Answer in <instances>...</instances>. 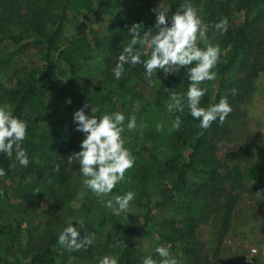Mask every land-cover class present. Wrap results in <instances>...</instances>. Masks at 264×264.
<instances>
[{"label":"rangeland","instance_id":"obj_1","mask_svg":"<svg viewBox=\"0 0 264 264\" xmlns=\"http://www.w3.org/2000/svg\"><path fill=\"white\" fill-rule=\"evenodd\" d=\"M145 1L138 0V3L144 5ZM169 1L147 0L150 11L160 9L171 14ZM24 2L16 0V5L7 7V16L2 17L0 9V92L1 88H13L19 80L28 77L36 79L43 72V37L27 26L16 23L15 12L24 6ZM115 4L116 0H94L91 12L68 14L66 17L61 44L87 34L95 57L79 70L77 78H72L64 69L58 77V86L43 91L47 98H51V110L44 120L38 121L40 127L46 129L54 126L58 120L59 124L65 126L68 121L64 116L66 106L72 95H80L85 84L103 85L115 81L113 69L119 57L107 55L105 44L120 17ZM198 15L201 18L202 13L199 11ZM80 24L84 26L83 30L79 28ZM149 29L153 34L156 31L152 25L146 27L143 33ZM208 39L213 45H219L221 54L213 69L217 78L200 85L207 88L200 104L205 108L213 100L220 79L218 69L229 52L218 36L214 39L208 36ZM199 46L206 47L203 42ZM143 50L146 55L141 59L150 58L151 48L145 46ZM230 75V80L235 79V74ZM123 77L127 79L124 96L109 95L104 105L94 107L97 110L94 115L98 119L104 114L121 113L125 116L123 137L125 147L135 157L134 167L126 172L125 179L110 194L97 197L84 184L86 178L80 172L79 162L71 163L73 169L63 180L57 169L46 167L41 171L46 163L38 160V155L34 154L26 166L27 189L18 193L14 189L15 181L4 180L0 183L7 196L0 218V264H10L16 258L8 250L7 235L12 239L15 250L29 257L51 251L54 264H99L104 256L118 259L126 249L130 252L127 264H143V260L149 256L160 264L162 257L156 249L161 246L169 249L171 257L178 264H264V194L255 191L251 180L245 179L234 189L237 202L230 223L226 228L221 223L224 191L232 185L230 178L233 170L243 171L246 164L251 163L264 177V70L252 81L248 97L233 104L232 114L223 124L218 121V126L223 128L210 137L209 144L195 158V162L202 166H217L220 191L214 205L208 209L202 208L205 196L197 195V210L193 212L187 209L192 201L188 195L173 194L171 191L165 198L161 196L163 188L176 178L183 153H178L170 141L172 125L169 115L157 107L161 98L157 90L161 80L175 77L181 83L184 110H189L186 106V93L190 85L187 67L167 76L163 70H158L149 80L143 64L134 67L126 64ZM59 99L62 103L58 102ZM170 102V99H165L166 105ZM0 105H5L1 97ZM89 113L93 115L92 108ZM132 116L136 117V128L128 130L127 124ZM129 191L135 194L130 202V213L115 215L113 209L106 206L107 201H114L115 196H123ZM144 216L148 217V222L142 226ZM80 220H83V226L78 225ZM188 221L194 225L191 236L186 232L185 235L180 233ZM70 223L78 228L81 239L86 234L94 233L95 242L79 251L60 245L58 237ZM184 247H191V257L184 256V251H181ZM249 256L250 261L247 259Z\"/></svg>","mask_w":264,"mask_h":264},{"label":"trees","instance_id":"obj_2","mask_svg":"<svg viewBox=\"0 0 264 264\" xmlns=\"http://www.w3.org/2000/svg\"><path fill=\"white\" fill-rule=\"evenodd\" d=\"M171 14H168L169 26L171 17L185 3H191L202 13L201 19L207 24V35L214 39L219 37L229 52L223 57L224 62L219 66L220 79L213 94L211 105L219 102L221 98L227 97L230 106L237 101H244L252 90V81L264 70V0H170ZM8 5V6H7ZM16 5V0L0 1L2 17L7 16L8 8ZM8 7V8H7ZM115 7L119 9L120 17L109 34L105 44L108 54L119 57V53L132 39L129 30L133 24L141 23V35L146 27L156 25L157 13L150 11L147 0L144 5L138 0H116ZM94 9V0H25L24 6L16 10V23L25 25L35 34L43 37L45 45L43 72L38 78H25L19 80L11 88H1L0 97L9 105L13 115L27 122V138L22 142V148L26 151L28 159H33L37 154L38 160L46 163L44 171L57 169L59 177L63 180L72 171L68 157L80 149L85 134L77 131L78 123L74 121V113L83 108L86 115L91 117L90 109L106 103L109 95L124 96L125 77L115 79L113 83L84 85L80 95H72L64 115L68 121L65 126L55 123L44 129L38 121L44 120L49 115L51 98H47L43 91L55 89L59 82L58 77L65 69L72 78L78 77V72L95 57L93 45L87 34L76 36L68 40L65 45L61 44V32L64 21L68 14L89 13ZM224 17L228 19V31L221 35L215 29V24ZM51 28V29H49ZM84 29L82 24L79 25ZM211 30L214 32L211 34ZM138 48V45L136 46ZM230 74H235V79L230 80ZM41 84L44 86L42 88ZM180 80L175 77L162 79L159 87L160 99L157 107L161 112H167L171 119L172 129L170 141L178 153H183V161L179 163L176 178L167 184L161 191V196L169 192L173 194H185L192 198L187 205L188 211H196L197 195L205 196L202 208L208 209L214 205L218 188L219 171L217 166L207 167L197 164L195 158L200 154L204 146L209 144V139L215 135L220 128L217 119L207 130L199 127L200 121L194 119L190 110L183 112H169L165 99H170L171 92L180 93ZM235 90V94H233ZM139 96V94H137ZM53 97V95H52ZM62 98V96L60 97ZM62 103L61 99L58 100ZM85 104L88 105L85 108ZM232 114V112H231ZM179 116L182 123L179 129H173V123ZM202 133V134H201ZM220 143V142H219ZM215 147V145L213 146ZM15 165V167H12ZM145 165V169H146ZM0 168L4 169L6 175L0 177V183L4 180L16 182L15 191L21 193L29 187L27 182V167L21 165L16 159L15 151L11 158L0 153ZM245 179L254 183L255 191L264 194V177L261 171L251 163H247L243 171L234 169L230 181L232 185L224 191L223 211L221 223L226 228L231 220L237 195L234 189ZM33 190V187L30 191ZM7 196L0 187V218L4 213ZM148 217L141 219L142 226L146 225ZM185 232L191 236L194 225L189 223L180 233ZM6 235L5 232H2ZM6 244L9 251L16 256L10 264H54L55 260L51 251L28 256L24 252L15 250L12 239L7 235ZM184 256L191 257V247H184ZM129 250H124L119 258L118 264H127Z\"/></svg>","mask_w":264,"mask_h":264},{"label":"clouds","instance_id":"obj_3","mask_svg":"<svg viewBox=\"0 0 264 264\" xmlns=\"http://www.w3.org/2000/svg\"><path fill=\"white\" fill-rule=\"evenodd\" d=\"M156 13L154 34L149 29L141 35L140 30L143 28L141 23L133 24L128 31L132 39L119 55L118 63L113 69L115 78L121 79L126 64L133 67L143 64L149 80L154 73L157 74L158 70H163L167 76L169 73L187 67L190 85L186 93V106L191 116L200 121L199 127L204 130L209 129L217 119L223 124L233 110L227 97L221 98L218 103L207 108L200 106L202 98L207 93V88H201L200 85L217 78V73L213 69L221 54L219 45L209 42L207 35L209 26L202 21L198 10L191 3L180 6V9L172 15L170 26L166 10L158 9ZM215 29L221 35L226 34L228 31L227 17L216 23ZM201 42L206 47L201 48L199 46ZM137 45L141 47L137 48ZM145 46L151 48L150 58L142 60L141 57L146 55L143 50ZM170 101L166 105L169 112L184 111L183 93L171 92ZM84 107L87 108L88 105L85 104ZM96 111L92 107L91 117L85 114L83 108L74 113V121L78 123L77 131L83 132L85 138L81 142V150L74 152L67 159L69 163L79 162L80 172L86 178L83 181L84 184L97 197H102L110 194L117 184L125 179L126 172L135 165V157L125 147L123 137L125 116L121 113L104 114L98 119L94 115ZM181 123L180 117L177 116L173 129H179ZM160 127L162 128V125ZM127 128L128 130L136 128L135 116L131 117ZM27 130V122L15 117L9 105H0V153L11 158L15 151L16 159L25 167L28 166L29 159L22 148V142L27 138ZM4 175H6L5 170L0 168V177ZM134 195L131 191L123 196L117 195L114 201L108 200L106 206L112 208L114 214L119 216L122 212H129L130 202L134 200ZM77 223L79 226L84 224L83 220ZM94 242V233L86 234L81 239L78 228L72 223L58 237L60 245L76 251ZM156 252L162 257L160 264H178V261L171 257L168 248L161 246L156 249ZM252 252L254 254L255 249ZM99 264H118V259L104 256ZM143 264H157V262L149 256L143 260Z\"/></svg>","mask_w":264,"mask_h":264},{"label":"built area","instance_id":"obj_4","mask_svg":"<svg viewBox=\"0 0 264 264\" xmlns=\"http://www.w3.org/2000/svg\"><path fill=\"white\" fill-rule=\"evenodd\" d=\"M248 259V261H250V259L249 258H247Z\"/></svg>","mask_w":264,"mask_h":264}]
</instances>
